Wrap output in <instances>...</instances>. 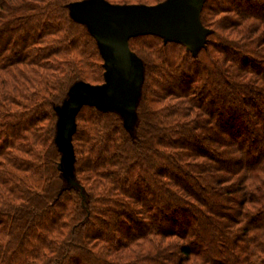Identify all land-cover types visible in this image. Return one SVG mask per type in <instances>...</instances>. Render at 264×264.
I'll use <instances>...</instances> for the list:
<instances>
[{
	"label": "trees",
	"instance_id": "1",
	"mask_svg": "<svg viewBox=\"0 0 264 264\" xmlns=\"http://www.w3.org/2000/svg\"><path fill=\"white\" fill-rule=\"evenodd\" d=\"M74 1L0 0V264H264V0H204L195 54L129 38L134 125L83 104L68 181L54 108L104 82Z\"/></svg>",
	"mask_w": 264,
	"mask_h": 264
},
{
	"label": "water",
	"instance_id": "2",
	"mask_svg": "<svg viewBox=\"0 0 264 264\" xmlns=\"http://www.w3.org/2000/svg\"><path fill=\"white\" fill-rule=\"evenodd\" d=\"M203 3L204 0H165L155 5H121L106 0H78L68 4L70 16L84 24L95 39L104 68L103 83L75 82L62 104L54 108L57 114L54 141L61 152L63 175L68 181L73 177L71 138L75 115L83 104L113 109L120 113L128 128L134 125L144 67L141 59L130 50L129 38L155 34L164 42L181 43L195 54L204 46L210 32L199 18ZM128 97L132 100L128 111L120 105L109 104V101Z\"/></svg>",
	"mask_w": 264,
	"mask_h": 264
},
{
	"label": "rangeland",
	"instance_id": "3",
	"mask_svg": "<svg viewBox=\"0 0 264 264\" xmlns=\"http://www.w3.org/2000/svg\"><path fill=\"white\" fill-rule=\"evenodd\" d=\"M126 95H128V92L126 91ZM131 97L128 98H123L122 101H109V104H117L120 105L122 107V109H124L125 111H128L131 109Z\"/></svg>",
	"mask_w": 264,
	"mask_h": 264
}]
</instances>
